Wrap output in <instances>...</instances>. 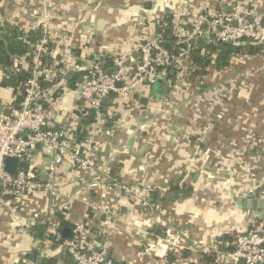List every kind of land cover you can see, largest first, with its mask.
Wrapping results in <instances>:
<instances>
[{
  "label": "crops",
  "instance_id": "obj_1",
  "mask_svg": "<svg viewBox=\"0 0 264 264\" xmlns=\"http://www.w3.org/2000/svg\"><path fill=\"white\" fill-rule=\"evenodd\" d=\"M222 6L264 14V0H0V29H39L47 14L53 65L47 82L70 70L86 72L97 59L112 60L132 52L157 33L159 25L176 12L209 11ZM99 18L108 21L97 31ZM16 65H29L21 58ZM6 105L13 89L1 86ZM191 74L185 88L173 85L165 95L153 86L136 100L107 98L104 112L90 125L80 118L79 96L70 90L56 105L59 128L69 121L87 128L81 142L93 148L102 170L84 175L70 163L59 170L60 199L51 205L44 194L27 195L21 207L0 208V264H37L30 258L69 264L63 241L38 237L37 230L58 208L72 225L84 222L92 237L108 243L115 264H205L196 244H211L222 255L215 264H229L222 247L233 245L237 233L264 224V210L238 209L237 198L264 187V51L237 55L228 66H208L200 77ZM77 132V131H76ZM135 136L134 144L128 142ZM108 146V155H98ZM44 170L51 156H35ZM103 173H102V172ZM108 174L113 179L103 180ZM122 184L157 189L152 207L128 197ZM175 185L190 188L183 195ZM264 195V192H261ZM110 217L108 230H103ZM74 228V227H73ZM72 228V230H73ZM230 236L225 241L222 237ZM58 240V239H57ZM216 254V253H214Z\"/></svg>",
  "mask_w": 264,
  "mask_h": 264
},
{
  "label": "built area",
  "instance_id": "obj_2",
  "mask_svg": "<svg viewBox=\"0 0 264 264\" xmlns=\"http://www.w3.org/2000/svg\"><path fill=\"white\" fill-rule=\"evenodd\" d=\"M48 17L44 14L38 23L42 37L32 45V75L23 85L22 100L18 104L8 105L0 102V208L7 207L11 211L21 207L27 195L44 194L55 206L60 199L59 170L66 163L76 166L84 175L103 169L93 148L86 149L77 141L74 121L59 128L55 126L57 101L70 90V86L64 77L56 76L49 84L44 83L48 79L47 72L40 70V67L42 57L50 52ZM263 17V13L247 7L241 10L217 7L197 13L176 12L170 21L161 23L164 29H171L178 44L175 50L166 47L162 43V35L156 33L139 45L135 55L132 52L116 54L112 58L111 72L100 62L94 61L87 74L73 82L79 96L80 118L89 115L92 110L96 111V116L101 115L100 108L106 97L115 95L135 101L136 94L151 88L158 79L168 77V71L174 66L184 64L201 36H213L223 43L244 39L264 43ZM6 109H10V115H6ZM40 151L51 156L44 170L36 169L38 162L35 156ZM7 157L19 160L15 174L5 168ZM102 179L106 181L112 178L104 174ZM121 189L128 197L149 208L152 207V193L157 188L152 184L141 187L122 184ZM46 223L56 239H62L58 221L52 213ZM110 223L108 217L103 230H108ZM63 243L70 256L69 264L113 263L108 253V243L92 237L84 222L76 224L72 237L64 239ZM233 245L234 250L226 254L229 264H239L242 258L246 259V264H264V224L252 222L250 228L235 236ZM212 246L197 249L203 254L210 253L211 248H215L214 253H221L218 247Z\"/></svg>",
  "mask_w": 264,
  "mask_h": 264
},
{
  "label": "trees",
  "instance_id": "obj_3",
  "mask_svg": "<svg viewBox=\"0 0 264 264\" xmlns=\"http://www.w3.org/2000/svg\"><path fill=\"white\" fill-rule=\"evenodd\" d=\"M222 6H218L221 8ZM170 21V18L166 19ZM157 33L162 35L163 44L171 50H175L178 44L173 38L170 28H165L159 25ZM42 37V33L39 29H31L28 32H24L20 29L7 28V30L0 29V66L5 70V77L1 81V86L9 87L13 89L14 100L12 103L18 104L23 98V85L32 75L31 62L33 58L32 45L39 41ZM195 47L190 51L187 60L184 64L179 66H174L173 69L168 71V76L171 79L173 85H175L179 78L187 84L188 78L193 73L200 77L207 72L208 66H214L216 69H222L228 66L230 59L237 55H255L260 54L264 51V43L253 42L251 39H244L235 43H223L214 39L213 36H208L207 38L201 36L195 42ZM23 59L29 66L25 67L23 64L19 63L16 65L15 60ZM100 62L107 71H112V60L100 58L95 60ZM57 68L53 65V59L51 57V50L49 53L42 57V64L40 70L47 71L49 69ZM174 71V73L171 72ZM87 74V71L77 72L74 75L73 82L78 78L83 77ZM181 76H180V75ZM49 84L48 82H44ZM177 86V84H176ZM0 102L2 98L0 96ZM105 105L103 104L100 108V112H104ZM96 119V111L92 110L89 115L83 117V123L85 125H90ZM88 135V129L81 127L77 129L76 139L78 142L84 141L85 137ZM173 190L177 193L187 194L190 188L180 187L175 185ZM156 192L152 193V202L156 198ZM52 215L58 221V230L63 232L65 228H73L70 222L64 218V211L62 209H54ZM49 224L46 223L37 230L38 237L48 236L54 241H63L64 238L57 240L56 235L49 230ZM95 239H98L94 236ZM225 241H231L230 236L222 237ZM225 251L234 250V245H229L228 247H222ZM70 263V256L67 254ZM30 258L37 264H55L56 260L48 257L39 259L38 253L34 252ZM215 256L209 254H202L201 259L205 261V264H215Z\"/></svg>",
  "mask_w": 264,
  "mask_h": 264
},
{
  "label": "water",
  "instance_id": "obj_4",
  "mask_svg": "<svg viewBox=\"0 0 264 264\" xmlns=\"http://www.w3.org/2000/svg\"><path fill=\"white\" fill-rule=\"evenodd\" d=\"M108 24V21L104 18H99L97 22V31H102L106 25ZM263 25H264V17H263ZM174 73V71H172ZM66 79L69 81H72L74 78V71L70 70L65 75ZM72 86H74V83H71ZM119 85V84H118ZM154 91L158 95H165L169 88H170V80L168 77H164L161 79H158L153 85ZM107 100V97L103 100V103H105ZM6 115H10L11 111L10 109L5 110ZM135 136H132L128 142V146L131 147L135 142ZM111 149V146H108L106 150L103 152H99L98 155H108L109 151ZM19 165V160L15 157H7L5 168L6 170L11 173L15 174ZM44 178V177H42ZM264 192V187L262 189H256L253 191H249L247 193H243L239 195L237 198V207L238 209H261L264 210V195L261 192ZM73 235L72 228H65L62 232V236L64 239H70ZM115 264V263H112ZM239 264H246V259L242 258L239 260Z\"/></svg>",
  "mask_w": 264,
  "mask_h": 264
},
{
  "label": "rangeland",
  "instance_id": "obj_5",
  "mask_svg": "<svg viewBox=\"0 0 264 264\" xmlns=\"http://www.w3.org/2000/svg\"><path fill=\"white\" fill-rule=\"evenodd\" d=\"M178 82L179 83L177 84V87H180L182 89L186 87V83H185V81L182 80V77L180 78V80ZM197 246H199V247H197ZM205 246L213 247L211 244H196V245L193 246V249L192 250L194 251V253H197L198 252V253L202 254L201 252H199V249H197V248H202V247H205ZM214 251H215V248H211V251L208 254L209 255H212L213 254L216 258H218L220 255H222V253H220V252H217L216 254H214Z\"/></svg>",
  "mask_w": 264,
  "mask_h": 264
}]
</instances>
